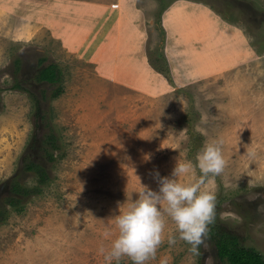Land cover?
Instances as JSON below:
<instances>
[{"label":"rangeland","instance_id":"374dc122","mask_svg":"<svg viewBox=\"0 0 264 264\" xmlns=\"http://www.w3.org/2000/svg\"><path fill=\"white\" fill-rule=\"evenodd\" d=\"M41 57L59 64V83L35 79ZM216 139L226 163L202 185L216 195L209 229L264 255V0H0V264H107L116 216L144 185L158 189L153 173L187 159L179 182H194ZM28 161L50 180L17 195L18 210L11 183L39 184ZM165 219L146 264H229L209 233L199 254L170 245Z\"/></svg>","mask_w":264,"mask_h":264},{"label":"clouds","instance_id":"9594fccd","mask_svg":"<svg viewBox=\"0 0 264 264\" xmlns=\"http://www.w3.org/2000/svg\"><path fill=\"white\" fill-rule=\"evenodd\" d=\"M197 131L204 130L197 125ZM221 144L219 139L205 142L195 164L201 177L194 182H179L180 177L193 174V162L187 159H176L170 175L161 176L158 170L153 173L158 189L144 185L137 199L116 216L118 234L109 250L100 248L107 264L113 260L119 264L123 256L133 264H146L154 258L162 242L165 216L174 221L178 232V237L168 235V243L172 245L179 238L190 246V252L199 254L208 237L209 225L216 219L215 192L203 189L202 185L206 177L221 174L225 167ZM161 264L167 261L162 259Z\"/></svg>","mask_w":264,"mask_h":264},{"label":"trees","instance_id":"16d2710c","mask_svg":"<svg viewBox=\"0 0 264 264\" xmlns=\"http://www.w3.org/2000/svg\"><path fill=\"white\" fill-rule=\"evenodd\" d=\"M45 61L46 59L44 57L40 58L39 64L41 68L37 72L35 79L39 82H48L50 84L59 83L62 79V69L59 64L55 62L45 63ZM16 64L17 67L21 69L20 67L22 64L20 59L16 61ZM13 87L24 88L19 82L15 83ZM31 96H33V94ZM34 100L38 107L39 105L37 104H39V102L38 100L36 101V96L34 97ZM47 138L51 148H59L57 144V136L54 132L49 133ZM46 159L50 162L55 161V153L49 150L46 153ZM26 169L37 174L39 184L31 188L22 185L16 180L11 183V192L13 194L7 198V202L18 210L23 208V203L22 198L17 195L28 196L34 193H39L41 185L46 184L50 180V174L46 168L36 162L28 161ZM5 218V210L0 209V222ZM209 235L216 244L217 253L221 260L226 261L229 264H264V255L253 247L245 246L238 234L219 226H212L209 229Z\"/></svg>","mask_w":264,"mask_h":264}]
</instances>
